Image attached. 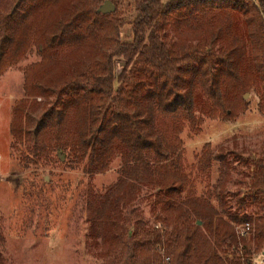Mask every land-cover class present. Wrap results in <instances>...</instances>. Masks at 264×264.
I'll return each mask as SVG.
<instances>
[{
  "label": "trees",
  "instance_id": "trees-1",
  "mask_svg": "<svg viewBox=\"0 0 264 264\" xmlns=\"http://www.w3.org/2000/svg\"><path fill=\"white\" fill-rule=\"evenodd\" d=\"M108 1L115 12H101L105 0H0V74L33 47L42 57L25 81L27 97L42 101L15 109L14 137L34 143L36 153L60 149L72 164L86 162L91 177L119 161L118 181L99 196L104 210L125 219L112 264H156L160 248L171 264H255L229 251L245 243L233 228L213 242L218 213L196 195L179 135L197 111L233 115L236 98L244 101L252 89L264 107V0ZM239 15L244 31L233 27ZM126 26L130 40L121 36ZM171 28L184 29L187 39L175 40ZM75 51L82 57L67 61ZM118 60L124 65L116 75ZM36 72L43 75L28 86ZM203 158L221 171L228 165L223 152ZM234 158L247 164V193L237 208L253 209L234 221L250 225L264 256V158ZM143 200L155 213L151 227L141 220L135 227V210L124 213Z\"/></svg>",
  "mask_w": 264,
  "mask_h": 264
},
{
  "label": "rangeland",
  "instance_id": "rangeland-1",
  "mask_svg": "<svg viewBox=\"0 0 264 264\" xmlns=\"http://www.w3.org/2000/svg\"><path fill=\"white\" fill-rule=\"evenodd\" d=\"M169 1L162 0L163 4ZM233 27L244 31L245 18L237 16ZM170 35L177 41L187 39L184 29L171 28ZM121 36L130 40L131 26L124 27ZM80 53L68 54L67 61L78 60ZM41 61L33 47L19 63L0 74V264H112L121 249L125 219L111 209L104 210L99 196L118 181L119 161L109 172L91 177L86 162L72 164L60 149L36 153L34 143L19 142L13 135L15 109L24 102L42 101L33 95L27 97L25 89L27 71ZM123 65L117 61L116 75ZM58 67L61 72L62 66ZM42 75H31L28 86ZM260 102L252 89L244 101L236 98L238 111L231 116L226 110H219L215 118L202 117L197 111L193 122L184 121L179 135L184 167L196 195L209 199L218 213L213 242L220 232L233 228L239 242L245 237V243L229 251H236L234 259L248 257L255 264L264 259L259 254L262 250L251 231L239 234L244 225L234 221L235 217L251 216L253 211L250 205L246 212L237 208V200L246 196L248 181L244 179L247 164H239L234 155H241L249 163L264 158V107L260 108ZM208 150L226 155L225 171L214 160L206 166L203 156ZM131 205L124 213L137 212L133 215L135 227L140 220L149 227L156 223L149 200Z\"/></svg>",
  "mask_w": 264,
  "mask_h": 264
},
{
  "label": "built area",
  "instance_id": "built-area-1",
  "mask_svg": "<svg viewBox=\"0 0 264 264\" xmlns=\"http://www.w3.org/2000/svg\"><path fill=\"white\" fill-rule=\"evenodd\" d=\"M243 229L239 232L241 236L246 235L250 231V225L246 224ZM162 254V259L161 261L157 262L156 264H171V259L170 257L166 256L165 251H161ZM260 264H264V259L261 260Z\"/></svg>",
  "mask_w": 264,
  "mask_h": 264
},
{
  "label": "water",
  "instance_id": "water-1",
  "mask_svg": "<svg viewBox=\"0 0 264 264\" xmlns=\"http://www.w3.org/2000/svg\"><path fill=\"white\" fill-rule=\"evenodd\" d=\"M115 10H116L115 6L112 5V3L110 1H106L101 8V12L105 13V14L113 13V12H115ZM199 224H201V223H199Z\"/></svg>",
  "mask_w": 264,
  "mask_h": 264
}]
</instances>
